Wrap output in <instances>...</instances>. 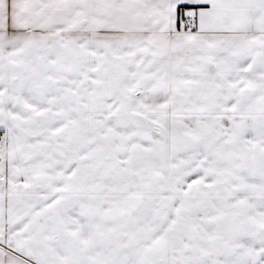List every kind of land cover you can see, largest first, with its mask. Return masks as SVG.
Listing matches in <instances>:
<instances>
[{"label": "snow or ice", "instance_id": "snow-or-ice-1", "mask_svg": "<svg viewBox=\"0 0 264 264\" xmlns=\"http://www.w3.org/2000/svg\"><path fill=\"white\" fill-rule=\"evenodd\" d=\"M0 264H264V0H0Z\"/></svg>", "mask_w": 264, "mask_h": 264}]
</instances>
